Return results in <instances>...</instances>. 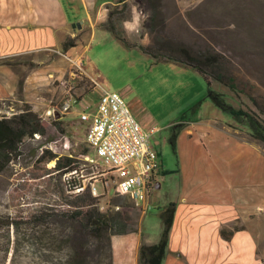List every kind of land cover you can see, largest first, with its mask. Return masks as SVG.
<instances>
[{"label": "rangeland", "instance_id": "1", "mask_svg": "<svg viewBox=\"0 0 264 264\" xmlns=\"http://www.w3.org/2000/svg\"><path fill=\"white\" fill-rule=\"evenodd\" d=\"M100 4L101 1L91 0L87 5L91 12L101 13ZM67 9L72 17L84 15L77 3ZM106 9L108 20L104 25L115 26L131 45L105 26L93 31L87 23L79 31V22L72 31L74 37L67 35L65 39L69 43L73 40L77 48L72 45L66 51L62 44L0 59V117L12 116L30 106L48 124L47 134L27 139L21 146L23 155L0 173V264H61L69 255V227L52 221L36 226L26 223L34 221L32 216L47 207L65 209L62 196L69 194L64 191L68 178L48 171L56 162L45 165L38 163V158L47 149L61 156H75L82 168V175L77 174V178H82L83 184L91 187L95 179L101 180V172L108 168L88 145L87 126L79 119L83 112L96 111L102 88L123 94L142 125L157 129L152 140L162 162L155 178L160 188L156 186L148 199L150 209L132 204L113 188L99 196L102 212L128 209L131 216L130 232L112 237V264L124 263L120 248L125 246L135 250L134 257L128 260V256L125 264H139L136 252H140L141 244L160 240L163 208L179 200L188 186L199 185L187 179L197 169V160H192L187 152L182 154L191 141L185 135L184 117L188 121H213L220 125L225 121L234 135L264 152V146L251 137L241 121L212 101L207 81L193 67L173 60L158 61L139 47L144 44L156 49L164 43L173 48L186 47L194 54H219L220 68L214 71L233 77L237 90L215 80L212 88L224 94L236 109L256 112L264 119L253 102L256 100L264 107V0H128L126 4L112 0ZM168 52L181 58L178 52ZM69 58L82 61L83 69ZM69 93L83 102L58 122L46 117L47 110L61 106ZM173 138L179 140L178 153ZM215 150L219 153L218 145L212 148V154ZM233 160L234 165L249 170L240 187L257 193L251 187L262 184L264 175L259 177L251 158L248 163L244 156H234ZM99 181L96 184L100 188ZM232 190H237L234 184ZM137 238L139 241L135 242ZM106 244L96 238L88 241L83 256L90 259L97 254L98 246L103 254L99 261L94 255L89 264H111Z\"/></svg>", "mask_w": 264, "mask_h": 264}, {"label": "crops", "instance_id": "2", "mask_svg": "<svg viewBox=\"0 0 264 264\" xmlns=\"http://www.w3.org/2000/svg\"><path fill=\"white\" fill-rule=\"evenodd\" d=\"M90 1L0 0V59L60 47L67 35L74 37L72 31L79 22L82 23L79 31H83L87 23L93 31L103 26L108 20L106 6L112 0H96L97 3L101 1V13L91 12L87 5ZM63 2L72 6L77 3L78 10L84 15L78 13L77 17H72L68 5ZM85 73L94 80L86 69ZM221 122L224 123L184 122L185 135L191 141L186 145L187 150H181L182 154L187 152L192 160H197L194 166L197 169L194 168L187 179L199 185L188 186L179 200L171 201L176 203V213L163 264L264 263V178L262 184L251 187L253 190L256 188L257 193H251L249 187H240L243 184L239 183L244 182L249 170L234 165L233 160L234 156H244L248 163L251 158V165H255L254 170L262 177L264 152L234 135L227 122ZM178 143L179 140L177 153ZM215 145H218L219 153L215 150L212 154ZM233 184L236 191L232 190ZM198 190L200 193H196ZM223 231L233 232L230 240L224 237ZM152 243L149 241V244ZM126 247L120 248L125 257L123 264L128 256L130 260L135 255V250ZM136 258L139 262V251Z\"/></svg>", "mask_w": 264, "mask_h": 264}, {"label": "trees", "instance_id": "3", "mask_svg": "<svg viewBox=\"0 0 264 264\" xmlns=\"http://www.w3.org/2000/svg\"><path fill=\"white\" fill-rule=\"evenodd\" d=\"M127 2L128 0H117L118 4H126ZM103 26L112 30L117 36L122 37L117 32L115 26H108L107 24ZM122 39L128 45H131L126 38L122 37ZM71 42L64 43V50L67 51L70 46L77 45L73 40ZM139 47L158 61L173 60L193 67L207 81L209 85V97L212 101L224 111L229 112L234 119L241 121L249 129L251 137L264 146V119L256 112L245 111L243 108L236 109L227 102L224 94L212 88V80H215L233 91L237 90L233 77L226 76L221 71H214V69L220 68L221 59L219 54H194L186 47L173 48L169 44L164 43L159 44L156 49L151 47V45L144 44L139 45ZM168 51L178 52L182 59L172 57L168 54ZM253 102L257 109H259V113L264 115V107L256 100H253ZM183 119V121L186 120L185 117ZM58 121L56 120L55 122ZM183 121L182 124H185ZM47 128V121L43 120L30 106L13 113L12 116L4 115L0 117V173L5 172L13 161L23 155L21 146L27 139H34L37 135H46ZM173 139L175 140V138ZM174 144L175 151L177 152L176 140ZM85 154H88V152L86 151ZM52 161H55L56 164L48 171L68 178L65 181L64 191H69V194L67 193L68 195L65 197L62 196L64 198L62 204L65 206V209L54 206L47 207L44 211L32 216L34 221L29 220L26 223L29 226H36V224L43 225L52 221L59 226L70 228L68 237L70 238L72 247L69 255L62 260L61 264H89V261L91 259L93 261L95 256H97L96 259L99 261L103 257L101 247L99 246L97 247V254H93L90 259L88 255L83 256L84 252L82 250L85 249L86 244L92 238H96L98 241H106L109 251L108 257L112 264V237L115 235H125L130 232L131 216L129 210L120 209L116 211L112 209L108 210V212H102L99 206V197L93 195L90 185L82 193H76V188L83 186V179L77 178V174L79 176L82 175L80 173L82 168L75 156H61L47 149L38 158V163H44L45 165ZM114 206L117 205L115 204ZM175 213V202H170L163 208L161 211L163 230L160 240L152 244H141L139 264H163L167 256ZM232 234L233 232L227 233L223 231V235L227 240L231 239ZM81 258L83 259L82 262L80 261Z\"/></svg>", "mask_w": 264, "mask_h": 264}, {"label": "built area", "instance_id": "4", "mask_svg": "<svg viewBox=\"0 0 264 264\" xmlns=\"http://www.w3.org/2000/svg\"><path fill=\"white\" fill-rule=\"evenodd\" d=\"M74 65L83 69L82 61L71 58ZM96 85L98 83L93 80ZM95 112H83L79 119L87 126L86 141L108 169L101 172V180L91 185L94 196L99 197L112 188L118 195L128 197L140 208H150L149 197L156 190V176L162 169L160 155L153 143L156 128L147 129L136 117L123 94L101 89ZM79 101L69 93L61 106L50 107L46 117L59 120L73 110ZM60 117L57 118L56 115ZM36 137H40L37 135ZM101 183V187L96 182ZM86 185L77 187L82 193Z\"/></svg>", "mask_w": 264, "mask_h": 264}, {"label": "water", "instance_id": "5", "mask_svg": "<svg viewBox=\"0 0 264 264\" xmlns=\"http://www.w3.org/2000/svg\"><path fill=\"white\" fill-rule=\"evenodd\" d=\"M78 26H79V27H81V24H79ZM56 117H57V118H59V117H60V115H59V114H57V115H56ZM159 187H160V184L158 183V185H157V188H159Z\"/></svg>", "mask_w": 264, "mask_h": 264}, {"label": "bare ground", "instance_id": "6", "mask_svg": "<svg viewBox=\"0 0 264 264\" xmlns=\"http://www.w3.org/2000/svg\"><path fill=\"white\" fill-rule=\"evenodd\" d=\"M54 165V164H53Z\"/></svg>", "mask_w": 264, "mask_h": 264}]
</instances>
